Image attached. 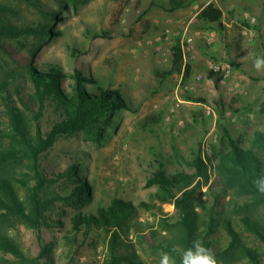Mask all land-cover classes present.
Masks as SVG:
<instances>
[{"label":"rangeland","instance_id":"obj_1","mask_svg":"<svg viewBox=\"0 0 264 264\" xmlns=\"http://www.w3.org/2000/svg\"><path fill=\"white\" fill-rule=\"evenodd\" d=\"M168 1L0 0V25L32 26L52 33L0 39V83L6 85L0 88V150L19 151L17 158L0 166V176L13 179L31 217L0 215V232L12 236L26 253L38 256L43 242L53 249L55 264H107L116 245L122 260L126 256L129 262L139 258L143 264H159L162 243L166 248L170 242L177 244L182 226L175 204L164 201L159 187H148L147 182L161 164L171 174L195 173L190 163L201 154L210 158L209 178L198 179L201 187L193 203L201 220L217 221L209 237L212 249H225L232 241L223 226L226 219L232 221L240 238L239 246L227 260H218L219 264H255L240 252L242 246V250L256 251L264 264V241L243 221L250 216L264 229V203L249 193L241 194L239 184L233 182L229 189L217 184L221 157H215L225 150L229 134L264 160V149L255 143L256 133L264 131L260 112L264 68L254 66L258 58H264V33H258L264 28V0H192L191 5L197 7L209 3L220 7L225 13V29L199 19L192 24L189 33L195 38V47L187 80L184 73L173 72L174 51L171 53L168 42L179 43L178 33L186 31L190 17L170 12ZM247 10L262 15L257 14L253 24L243 18ZM143 12H147L149 28L139 22ZM236 22L243 24L241 31ZM199 29L203 33L196 35ZM105 32L107 36L102 35ZM238 37L243 51L236 49ZM215 60L234 65L224 83L210 71ZM48 64L60 66L68 75L80 68L100 85L119 89L129 108L116 113L112 126L99 130L103 133L100 140H93L85 131L63 135L42 155L40 163L50 180L40 190L44 208L36 217L32 201L38 184L36 166L14 125L24 124L32 137L39 138L62 119L54 101L41 105L29 77L30 67L46 69ZM198 74L204 75L202 80L197 79ZM72 83L67 77L63 87L70 91ZM210 106L214 114L207 112ZM150 115L163 118L151 131H144L141 122ZM179 121L182 126H177ZM72 166H77L74 179L87 182L93 193L84 202L67 199L79 181L58 176ZM115 198L133 202L138 211L119 232L118 244L104 229L74 228L72 218L79 212H96Z\"/></svg>","mask_w":264,"mask_h":264},{"label":"trees","instance_id":"obj_2","mask_svg":"<svg viewBox=\"0 0 264 264\" xmlns=\"http://www.w3.org/2000/svg\"><path fill=\"white\" fill-rule=\"evenodd\" d=\"M192 3V0H169L168 10L174 12L188 7ZM146 14L147 12H143L140 15L139 22H143L146 28H149L150 21L145 19ZM198 19L209 26L217 24L221 31L225 29V13L215 3L204 5L198 15ZM228 19L234 22L233 17H229ZM234 25L240 31L242 30L243 24L240 25L236 22ZM36 33L52 35L51 31L39 30L32 26L0 25V39ZM102 35L107 36L108 33L105 32ZM237 41L236 49L239 48L241 51L243 49L241 37H238ZM172 70L173 72L184 73L185 80L189 78L192 70L191 64H186L184 68V57L179 45L174 47ZM29 77L41 105L45 106L46 102L51 99L62 114V119L55 123L51 131L46 136H40L39 138L32 137L24 124L19 123V125H14L16 136L28 148L31 159L36 166L38 184L33 188L32 201L35 216L39 217L44 208V203L40 200V190L50 180L40 163L42 155L54 147L55 143L63 135H73L85 131L93 140H100L103 133H99V130L112 126L116 113L123 108H129V105L119 89L106 88L100 85L97 79L85 74L80 68H76L73 74L68 75L56 64H48L46 69H39L35 66L30 67ZM67 77L73 79L70 91H67L63 87V81ZM5 86V83H0V88ZM190 100L204 102L203 98L190 97ZM223 108H225V105H223ZM260 112L264 114V100L260 103ZM162 118V116L155 117L150 115L141 122V127L144 131H151L152 127L160 123ZM0 135H3L1 129ZM224 143L225 150H221L219 155H215V157H221V162L218 166L220 179L217 181V184L222 188L228 189L229 187L232 188L234 184H239L241 186V194L249 193L257 201L264 203V194L258 192L254 183L258 178L264 176V160L255 151L244 149L241 146V141L234 139L229 134ZM255 143L264 149V131L256 133ZM18 152L16 149L0 150V166L17 158ZM210 162L209 157H202L201 154H198L193 162L190 163L195 168V173L192 174L184 171L171 174L161 164L148 180L147 186H158L161 198L164 201H172L180 216L182 235L178 239L177 244L170 242V245L166 248L163 247L164 243H162L163 246L161 248L163 250L168 251L174 246L178 247L179 245L186 248L195 238L203 240L207 247L212 248V241L209 240V237L214 233L213 226L217 224V221L213 220V218V221L208 223L201 220L193 203L196 192L201 187L198 179L209 178L208 168L211 164ZM76 170L77 166H72L58 174V176H65L72 182L79 181V185L72 189L67 199L84 202L87 200V196L91 197L93 193L90 191L87 182L74 179L78 175ZM27 210L26 202L20 195L13 179L11 177L0 176V212H5L0 215L12 214L29 219L31 217L27 214ZM137 214V207L133 202L122 198H115L109 206L99 207L96 212H79L72 218V222L74 228L78 231H81L83 228L87 231L104 229L106 232L111 233L114 237L113 242L118 244L116 241L119 232L124 230L128 224V220ZM243 221L252 233L264 241V229H261L252 217H244ZM34 224L39 228V222L36 219L34 220ZM223 226L231 236L232 241L227 248L215 251L218 260H227L232 250L240 244L239 234L234 228L232 221L226 219ZM39 237L41 239V236ZM40 247V253L34 257L26 253L21 245L8 233L0 232V264H55L52 256L53 249L50 250L43 242H40ZM242 247L240 252L247 255L255 264H262L260 256L256 251L247 247H244L242 250ZM122 257V255L117 253V246L115 245L110 250V259L107 264H125V261L127 262L126 264H143L139 258H135L136 261L132 260L129 262L130 258L125 256V260H122Z\"/></svg>","mask_w":264,"mask_h":264},{"label":"clouds","instance_id":"obj_3","mask_svg":"<svg viewBox=\"0 0 264 264\" xmlns=\"http://www.w3.org/2000/svg\"><path fill=\"white\" fill-rule=\"evenodd\" d=\"M256 69L264 68V58H258L254 64ZM258 192L264 194V176L255 182ZM159 264H219L215 251L207 247L203 240L195 238L186 248L173 247L171 250L159 252ZM177 256L179 261H177Z\"/></svg>","mask_w":264,"mask_h":264},{"label":"built area","instance_id":"obj_4","mask_svg":"<svg viewBox=\"0 0 264 264\" xmlns=\"http://www.w3.org/2000/svg\"><path fill=\"white\" fill-rule=\"evenodd\" d=\"M202 9L203 7L196 8L197 11L195 15L198 16ZM195 15H193V17ZM243 18L253 24L258 21L257 16L254 15L250 10L249 11L247 10L243 13ZM178 34H180L179 43H176L174 40H170L168 43L171 48L170 50L171 53H173L175 46L179 45L181 47L183 57H184V68H185L186 64H190L191 59L194 58L193 52H194V47H195V38L193 35L189 33L188 30L184 31L183 34H181V32H179ZM209 68H210V71L216 76L217 81L219 83H224L232 75L233 70H234V65L232 62L227 61V60H220V61L215 60L210 63ZM203 77H204L203 74L197 75L198 80H202ZM233 88L234 87H232L231 89ZM207 112L209 114L215 113L214 109L211 106L208 107ZM182 123L183 121H179L177 126H182Z\"/></svg>","mask_w":264,"mask_h":264},{"label":"crops","instance_id":"obj_5","mask_svg":"<svg viewBox=\"0 0 264 264\" xmlns=\"http://www.w3.org/2000/svg\"><path fill=\"white\" fill-rule=\"evenodd\" d=\"M196 8H198L196 5H189L188 7H185V8H181V9H178V10H176V11H174L173 13H179V14H181V15H187L186 17H190L189 18V21H188V24H187V27H186V30H188L189 31V29H190V27L191 26H193L192 24H195V20H197L198 19V16H196L195 15V13H196ZM254 15H256V16H258L257 14H259V15H262L260 12H258V10L256 11V13H253ZM193 15H195L194 17H193ZM258 18V17H257ZM181 20H179V22H180ZM199 21V20H198ZM262 26H264V19H263V24H262ZM203 33V31L202 30H198V31H196L195 32V34L196 35H201ZM258 33L259 34H263L264 33V28H260L259 30H258ZM213 34V36H214V32L212 33ZM198 47V46H197ZM196 50L197 51H199L197 48H196ZM198 59L200 60V62H201V60H204L201 56L200 57H198ZM193 65V62L191 63V66ZM197 76V75H196Z\"/></svg>","mask_w":264,"mask_h":264}]
</instances>
